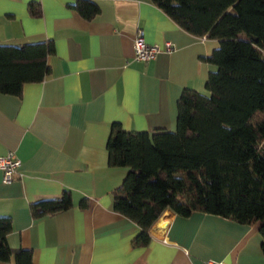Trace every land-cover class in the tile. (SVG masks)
<instances>
[{"label":"crops","instance_id":"obj_1","mask_svg":"<svg viewBox=\"0 0 264 264\" xmlns=\"http://www.w3.org/2000/svg\"><path fill=\"white\" fill-rule=\"evenodd\" d=\"M93 1L101 15L87 21L70 8L76 0H0L1 45L53 39L56 47L42 82L26 83L22 96L0 92V155L15 151L22 160L10 184L0 169V216L13 220L9 245L32 250L33 264H264L259 223L198 211L167 210L151 242L134 246L140 227L113 209L112 193L130 168L109 165L112 124L176 131L183 90L209 94L205 58L220 42L187 32L152 0ZM31 2L41 4L42 17L30 15ZM140 29L149 44L170 41L174 49L135 60ZM67 189L72 208L33 216L32 203Z\"/></svg>","mask_w":264,"mask_h":264},{"label":"trees","instance_id":"obj_2","mask_svg":"<svg viewBox=\"0 0 264 264\" xmlns=\"http://www.w3.org/2000/svg\"><path fill=\"white\" fill-rule=\"evenodd\" d=\"M152 2L187 32L219 40L220 47L205 58L211 66L209 94L183 90L176 131L125 130L120 122L112 124L109 165L130 168L112 193L113 209L140 227L135 247L151 242V229L167 210L259 223L264 237V0ZM69 6L87 21L101 15L93 0ZM28 10L34 18L43 16L39 2H31ZM55 52L53 39L0 44V92L22 96L26 83L42 82ZM89 202L84 197L79 205L86 209ZM74 204L67 189L32 203L31 211L41 218ZM12 231V218L0 216V261L33 264L32 250L9 245Z\"/></svg>","mask_w":264,"mask_h":264},{"label":"built area","instance_id":"obj_3","mask_svg":"<svg viewBox=\"0 0 264 264\" xmlns=\"http://www.w3.org/2000/svg\"><path fill=\"white\" fill-rule=\"evenodd\" d=\"M135 60L147 61L157 57L161 52H171L174 49L172 42L166 41L163 44H149L142 29L138 30L134 40ZM22 160L15 151L6 155H0V169L3 170V183L10 184L20 173ZM202 264H225L223 261L208 259Z\"/></svg>","mask_w":264,"mask_h":264},{"label":"water","instance_id":"obj_4","mask_svg":"<svg viewBox=\"0 0 264 264\" xmlns=\"http://www.w3.org/2000/svg\"><path fill=\"white\" fill-rule=\"evenodd\" d=\"M255 40H257V39L255 38Z\"/></svg>","mask_w":264,"mask_h":264}]
</instances>
